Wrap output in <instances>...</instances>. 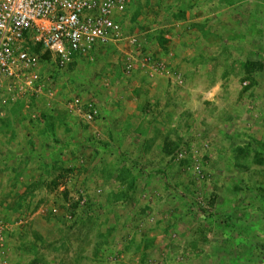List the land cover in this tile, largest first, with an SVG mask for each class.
<instances>
[{"label": "rangeland", "instance_id": "obj_1", "mask_svg": "<svg viewBox=\"0 0 264 264\" xmlns=\"http://www.w3.org/2000/svg\"><path fill=\"white\" fill-rule=\"evenodd\" d=\"M42 75L0 122V264H264V0H130Z\"/></svg>", "mask_w": 264, "mask_h": 264}, {"label": "built area", "instance_id": "obj_2", "mask_svg": "<svg viewBox=\"0 0 264 264\" xmlns=\"http://www.w3.org/2000/svg\"><path fill=\"white\" fill-rule=\"evenodd\" d=\"M130 0H0V121L9 105L51 97L42 67L64 69L119 37ZM40 47L41 53L35 48ZM50 54L46 60L43 56ZM80 100L76 99L75 107ZM85 113L92 122L93 105ZM81 110V108H80Z\"/></svg>", "mask_w": 264, "mask_h": 264}, {"label": "trees", "instance_id": "obj_3", "mask_svg": "<svg viewBox=\"0 0 264 264\" xmlns=\"http://www.w3.org/2000/svg\"><path fill=\"white\" fill-rule=\"evenodd\" d=\"M35 50H36V52L41 53V48H40V47L35 48ZM43 57H44L46 60H49V59L51 58L50 54H45ZM254 65L257 66V67L260 68V69L263 68V66L261 65V63H254ZM156 174L162 176L163 179L166 181V185L169 186V181H168V179H167L166 174H165L163 171H157Z\"/></svg>", "mask_w": 264, "mask_h": 264}, {"label": "crops", "instance_id": "obj_4", "mask_svg": "<svg viewBox=\"0 0 264 264\" xmlns=\"http://www.w3.org/2000/svg\"><path fill=\"white\" fill-rule=\"evenodd\" d=\"M16 107H19V106H23V104L22 103H16V104H14ZM14 105H11L12 107H14ZM11 107V108H12ZM8 118H9V114H8V116L4 119V120H2V121H0V122H6L7 120H8ZM230 239H232V241H234L235 242V244H237V243H239L240 241H241V237H239V236H237V235H235L234 237H229ZM228 239V237H225V240H227ZM230 239H228V240H230ZM210 246H208V248H209ZM232 250L233 251H235V249H233L232 248Z\"/></svg>", "mask_w": 264, "mask_h": 264}]
</instances>
